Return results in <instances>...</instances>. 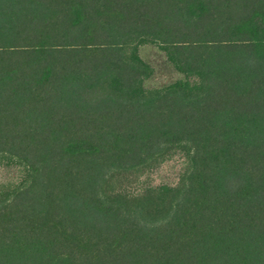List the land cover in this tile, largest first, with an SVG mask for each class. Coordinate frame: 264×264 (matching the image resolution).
I'll use <instances>...</instances> for the list:
<instances>
[{"label": "trees", "instance_id": "1", "mask_svg": "<svg viewBox=\"0 0 264 264\" xmlns=\"http://www.w3.org/2000/svg\"><path fill=\"white\" fill-rule=\"evenodd\" d=\"M0 158V264H264V0H0Z\"/></svg>", "mask_w": 264, "mask_h": 264}, {"label": "rangeland", "instance_id": "2", "mask_svg": "<svg viewBox=\"0 0 264 264\" xmlns=\"http://www.w3.org/2000/svg\"><path fill=\"white\" fill-rule=\"evenodd\" d=\"M139 56L149 65L153 73L143 81L145 90L163 89L168 85L182 80L184 77L177 72L168 61L165 52L155 44L139 47ZM188 168L186 157L182 153L174 154L158 167L147 172L134 188H158L163 186L176 187ZM21 172L15 165L0 158V188H12L20 183Z\"/></svg>", "mask_w": 264, "mask_h": 264}]
</instances>
